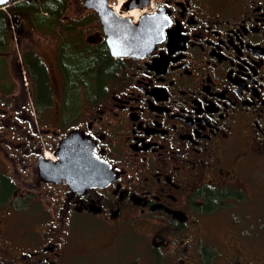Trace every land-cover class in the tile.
<instances>
[{
    "label": "flooded vegetation",
    "instance_id": "1",
    "mask_svg": "<svg viewBox=\"0 0 264 264\" xmlns=\"http://www.w3.org/2000/svg\"><path fill=\"white\" fill-rule=\"evenodd\" d=\"M141 1L163 9V38L128 58L95 103L82 92L54 117L22 107L0 116L4 155L36 188L26 175L18 183L44 194L10 202L27 217L20 228L0 219V264H216L206 221L228 228L222 264H264L245 247L251 228L264 231V0H124L120 11L132 20ZM42 146L51 161L67 152L64 180L38 173ZM76 227L110 241L76 248ZM142 228L146 244L131 235ZM198 242L208 248L196 262Z\"/></svg>",
    "mask_w": 264,
    "mask_h": 264
},
{
    "label": "trees",
    "instance_id": "2",
    "mask_svg": "<svg viewBox=\"0 0 264 264\" xmlns=\"http://www.w3.org/2000/svg\"><path fill=\"white\" fill-rule=\"evenodd\" d=\"M66 6L67 0H16L9 6L8 12L0 11V88L9 89L11 85L5 53L13 47V19H26L32 29L44 34L57 33L59 36L58 28L68 32L60 39L58 56L65 77L66 97L63 104L66 108L80 106L81 92L90 103H95L114 83L112 77L125 71L127 61L111 57L103 41L88 45L81 40L82 31L78 27L84 21L66 19ZM22 57L32 81L34 104L38 108L46 107L51 103V88L45 64L30 48L22 53ZM15 188V183L0 170V205L7 204L13 198Z\"/></svg>",
    "mask_w": 264,
    "mask_h": 264
},
{
    "label": "rangeland",
    "instance_id": "3",
    "mask_svg": "<svg viewBox=\"0 0 264 264\" xmlns=\"http://www.w3.org/2000/svg\"><path fill=\"white\" fill-rule=\"evenodd\" d=\"M111 4V5H115ZM10 7H2L0 8L1 10L4 11H8ZM64 14L66 15V19H70V18H77L80 20H86L87 18L90 19V21H85V26L81 25L78 27V29L83 30V36L86 38H90V39H95L98 38L99 35L102 36V30L99 24V21L97 19V17H95L89 10L85 9L83 7V0H67V6L65 8ZM23 28H25L26 32L24 33L25 35V39H23V43L20 44L18 43L12 48V50L9 52V54L7 55V62H8V66H9V73L12 75V81L17 80V84H19V88L14 92V94L12 95L13 97V101L16 102H21L22 98L24 97V100L26 103L24 104H28L27 100H28V90L27 87L29 86H25L21 81L20 78L18 77V79L15 77L17 76V73H15V68H16V62L15 61H21L22 60V53L24 51H26L29 48H32L34 52H36L47 64L48 67V71H49V76H50V85H51V89L53 91V93L55 92V100H54V95H53V101H57L60 93L63 90V85L65 83L64 79H62L61 74L59 72V69L57 67L55 58H56V54H57V45L60 42V39L62 36H65L66 34H68L67 31L58 28L60 31V35L58 36L57 33L54 34H42L39 33L37 31H35L34 29L31 28V25L29 24V22L24 19L23 20ZM57 30V29H56ZM56 32V31H55ZM17 35V34H16ZM24 38V37H23ZM107 84V81H106ZM17 88V87H16ZM60 100V99H59ZM53 102V106L56 104ZM51 104V103H50ZM28 106H30V103L28 104ZM63 106V105H62ZM83 108H86V106H82ZM88 107V106H87ZM57 107H52V113L54 112V109H57ZM8 152H11V149L9 147H7ZM10 155V154H9ZM12 156V155H10ZM17 158L15 157V162L12 161L11 159L7 160V157L4 155L1 147H0V170L2 171H6L7 167H6V163L8 162L9 164V169L8 172H12V176L16 173L19 174V177L16 178L15 183L17 184L18 190H17V194L20 196L21 194L23 195H28V193H33L36 194L38 196H43L44 194L42 192L39 191H35L34 192L30 189V187L27 186H23L21 184H18L20 177H25L26 173L24 170H22L21 166L16 162ZM15 168H16V172H15ZM17 175V174H16ZM18 176V175H17ZM28 178H25L26 181H30V183L33 184V187L36 188V186L34 185L35 182L34 180L29 177L30 175H26ZM263 178H264V173L262 174ZM23 179V180H25ZM30 188V189H29ZM39 201H42L41 199ZM38 203V202H37ZM12 205V209L13 211L10 209L9 210V203L2 207L0 209V219H4V220H8V224H13L20 228L21 226H19V222L23 219L27 217V213L25 212V215H21L18 213L17 209L15 208V205ZM39 206V203H38ZM28 209V208H27ZM258 209L260 210V205L258 206ZM10 211V214H8ZM27 211V210H26ZM249 212L251 213L252 211L249 210ZM8 214V215H7ZM31 219V216L28 217L27 221H29ZM224 222L221 223H215L213 221H206L205 225H207L209 231L208 233H206V236H211V238L209 240H211V248L213 249H217V252H219V258L217 259L216 264H222L223 263V250L222 247L224 245V241H225V232L228 231V228L224 227ZM39 224L36 225V229L38 227ZM204 227V226H203ZM146 228H142V229H137L135 232H133L131 235L134 237H137L138 240L145 242L146 244V237H148L147 234H145ZM247 230V229H246ZM119 232L123 235H127L129 233V230L127 228H119ZM72 237H73V241L75 244L76 248H79L81 250H83L82 248H84V242L86 241H91L93 242L96 246L100 247L103 246L105 243H107L108 241H110L109 238V234L104 233V232H98L95 234H89V232H86L85 230L82 231L80 228H75L72 232ZM248 236L245 238H248L245 241V247H246V252H255L258 255L262 256V258L264 257V231L262 229H258L256 230L255 228H251L248 231ZM217 236V237H216ZM253 236H257V238H253ZM227 240V238H226ZM218 242V246H215V243ZM145 244L142 245H137L136 247V255H141V262L146 263L147 262V258H145V253H147L149 255V249L146 247ZM204 247L208 248V245L203 246L202 242L201 243H197L196 244V259L195 261L197 262L198 260H200V251H203ZM221 253V255H220ZM95 264L100 263L101 261L99 259H95L94 260ZM102 264H107L108 261H103L101 262ZM215 264V263H212Z\"/></svg>",
    "mask_w": 264,
    "mask_h": 264
},
{
    "label": "water",
    "instance_id": "4",
    "mask_svg": "<svg viewBox=\"0 0 264 264\" xmlns=\"http://www.w3.org/2000/svg\"><path fill=\"white\" fill-rule=\"evenodd\" d=\"M8 1L9 0H5V2L0 3V6ZM106 2L107 0H86L85 6L93 7L98 11L104 31L107 34V43L110 48V53L116 56L128 55L141 57L149 52L153 48L155 42L161 37L159 29L153 26L149 28L145 24H128L126 19L118 18L106 5ZM68 160L69 158L65 157L63 162H68ZM58 164L59 163L48 165L39 164L42 177L47 180H64L65 178L63 179V177L57 174L55 165ZM52 168L55 169V171ZM95 183H97V181H95L93 177H90L84 181V186Z\"/></svg>",
    "mask_w": 264,
    "mask_h": 264
},
{
    "label": "snow or ice",
    "instance_id": "5",
    "mask_svg": "<svg viewBox=\"0 0 264 264\" xmlns=\"http://www.w3.org/2000/svg\"><path fill=\"white\" fill-rule=\"evenodd\" d=\"M3 2H5V0H0V3H3Z\"/></svg>",
    "mask_w": 264,
    "mask_h": 264
},
{
    "label": "bare ground",
    "instance_id": "6",
    "mask_svg": "<svg viewBox=\"0 0 264 264\" xmlns=\"http://www.w3.org/2000/svg\"><path fill=\"white\" fill-rule=\"evenodd\" d=\"M117 11V10H116Z\"/></svg>",
    "mask_w": 264,
    "mask_h": 264
}]
</instances>
